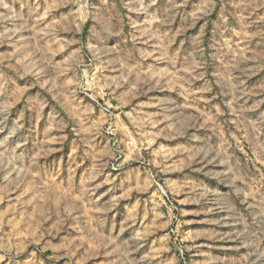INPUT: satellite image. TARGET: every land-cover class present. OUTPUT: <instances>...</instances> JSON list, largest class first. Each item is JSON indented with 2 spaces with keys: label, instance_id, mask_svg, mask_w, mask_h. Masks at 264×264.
Listing matches in <instances>:
<instances>
[{
  "label": "rangeland",
  "instance_id": "1",
  "mask_svg": "<svg viewBox=\"0 0 264 264\" xmlns=\"http://www.w3.org/2000/svg\"><path fill=\"white\" fill-rule=\"evenodd\" d=\"M0 264H264V0H0Z\"/></svg>",
  "mask_w": 264,
  "mask_h": 264
}]
</instances>
